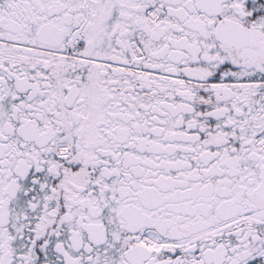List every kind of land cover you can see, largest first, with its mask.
<instances>
[{
    "label": "snow or ice",
    "instance_id": "obj_1",
    "mask_svg": "<svg viewBox=\"0 0 264 264\" xmlns=\"http://www.w3.org/2000/svg\"><path fill=\"white\" fill-rule=\"evenodd\" d=\"M0 264H264V0H0Z\"/></svg>",
    "mask_w": 264,
    "mask_h": 264
}]
</instances>
